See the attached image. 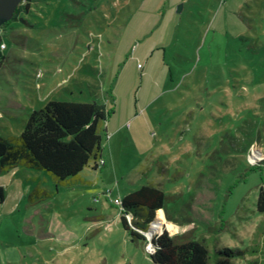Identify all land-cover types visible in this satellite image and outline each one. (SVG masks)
Listing matches in <instances>:
<instances>
[{
  "label": "rangeland",
  "instance_id": "374dc122",
  "mask_svg": "<svg viewBox=\"0 0 264 264\" xmlns=\"http://www.w3.org/2000/svg\"><path fill=\"white\" fill-rule=\"evenodd\" d=\"M220 1L32 0L0 26L5 97L113 110L104 175L87 168L57 191L45 171L0 175V264H155L113 202L149 182L167 201L148 237L186 234L239 248L233 264H264V0L225 19ZM11 121L1 136L21 134ZM39 182L51 196L31 203Z\"/></svg>",
  "mask_w": 264,
  "mask_h": 264
},
{
  "label": "trees",
  "instance_id": "16d2710c",
  "mask_svg": "<svg viewBox=\"0 0 264 264\" xmlns=\"http://www.w3.org/2000/svg\"><path fill=\"white\" fill-rule=\"evenodd\" d=\"M30 1H22L11 20L23 11L29 12ZM4 58L0 49V60ZM112 114L113 110H108L98 100L53 99L46 102L27 116L19 136L0 135V175L23 166L51 175L56 182V191L59 185L85 183L84 170H102L104 167V164L99 166V161L104 159L103 142L109 133L105 122ZM147 170L143 169L142 173ZM49 196L51 192L39 182L28 197L34 203ZM3 200L0 188V203ZM166 201L164 188L154 182L141 185L121 199L120 224L133 240L146 242L145 233L152 229V223L157 220L158 211L165 209ZM256 206L259 212H264V186L260 187ZM151 245L150 257L155 264H233V257L243 252L226 246L212 250L203 240L186 234L172 236L167 230L153 236Z\"/></svg>",
  "mask_w": 264,
  "mask_h": 264
},
{
  "label": "crops",
  "instance_id": "0c3cea01",
  "mask_svg": "<svg viewBox=\"0 0 264 264\" xmlns=\"http://www.w3.org/2000/svg\"><path fill=\"white\" fill-rule=\"evenodd\" d=\"M206 1L208 3L210 2V0H206ZM249 2H251V0H221L220 3L222 4V6L218 9L217 15H219V18L225 19V18L229 17L231 14H233L237 8L242 7L243 5H245V3L249 4ZM223 3H225V4L230 3V4H232V7H230V9L228 8V9L224 10L223 9ZM0 26H2V25H0ZM0 38L2 41V32H0ZM2 54L4 55L3 52H2ZM2 65H3V62H2V60H0V77L2 76V74H1ZM5 79H6V81H9L8 77L6 75H5ZM2 89L3 88L1 87V84H0V129H3V128L12 129L13 123H12L11 119L14 118V119H19V123L16 124V126L19 129V131L22 132V130H24V127H25L27 116H29V114L34 109L30 110L28 107H25L24 105H22L20 103H15L13 97H11V98L5 97L2 93ZM10 108H11V110H10ZM24 109H29L30 111H28V113H26V115H24L23 114ZM9 136H13V135H8V136H3V137H9ZM104 159L106 160L104 167L102 168V170H99V172L102 173L103 175L106 173V167L109 165V163H108L109 159L107 158V154L105 152H104ZM19 167H23V166H18V167H15L14 169L13 168H11V169L16 170ZM32 189H33V187H32ZM32 189H30V191ZM116 199H118V198H116Z\"/></svg>",
  "mask_w": 264,
  "mask_h": 264
},
{
  "label": "water",
  "instance_id": "95a60500",
  "mask_svg": "<svg viewBox=\"0 0 264 264\" xmlns=\"http://www.w3.org/2000/svg\"><path fill=\"white\" fill-rule=\"evenodd\" d=\"M22 1L24 0H0V25H5L13 17Z\"/></svg>",
  "mask_w": 264,
  "mask_h": 264
},
{
  "label": "built area",
  "instance_id": "2783aa9c",
  "mask_svg": "<svg viewBox=\"0 0 264 264\" xmlns=\"http://www.w3.org/2000/svg\"><path fill=\"white\" fill-rule=\"evenodd\" d=\"M3 49V48H5V44H3V43H0V49ZM139 66H140V64H139ZM250 151H251V148H250ZM248 155H250V152L248 153ZM105 159H102L101 161H100V166L101 165H103V164H105ZM115 204H117V205H120L121 204V199H115L114 201H113ZM168 231V230H167ZM169 232V231H168ZM163 233V231H161V232H159V233H157V231H156V233H154V235H152V236H150V237H148L147 236V234L145 233V237H146V239L147 240H149V251H152V249H153V247H152V245H151V240H152V238H153V236L155 237V236H158V235H161Z\"/></svg>",
  "mask_w": 264,
  "mask_h": 264
},
{
  "label": "bare ground",
  "instance_id": "6f19581e",
  "mask_svg": "<svg viewBox=\"0 0 264 264\" xmlns=\"http://www.w3.org/2000/svg\"><path fill=\"white\" fill-rule=\"evenodd\" d=\"M159 219H160V218H159ZM155 221H159L158 218H157V220H155ZM155 221H154V222H155ZM154 222L152 223V229H151V230L149 229L150 231L146 233L147 236H148L149 234H152V233L155 231L154 228H156V227H154ZM157 223H159V222H157ZM161 223H162V222H161ZM159 225H160V224H159ZM153 235H154V234H153Z\"/></svg>",
  "mask_w": 264,
  "mask_h": 264
}]
</instances>
